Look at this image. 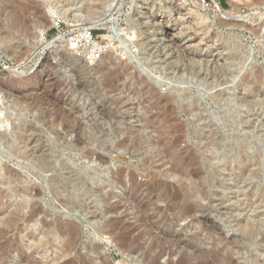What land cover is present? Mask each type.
<instances>
[{
  "label": "rangeland",
  "instance_id": "obj_1",
  "mask_svg": "<svg viewBox=\"0 0 264 264\" xmlns=\"http://www.w3.org/2000/svg\"><path fill=\"white\" fill-rule=\"evenodd\" d=\"M10 1L0 0V132L11 134L15 144L10 149L0 140V179L17 173L21 178L13 176L12 187L40 190L31 205L40 207L35 228L48 238L20 241L21 223L8 229L0 223V264H178L182 258L188 264H264V0H217L223 12L236 14L227 21L217 16L214 0H32L40 9L38 20L48 26L44 42L62 37L48 47L39 46L35 31L9 28ZM181 3L186 11L177 15L171 6ZM51 16L59 28L51 25ZM175 17L186 21L175 24ZM165 19L180 43L196 38L190 44L202 40V45L182 56L175 46L161 54L144 39L136 44L145 31L160 32L158 23ZM83 32L103 48L99 58L85 59L76 40L69 41ZM21 46L27 51L17 58ZM106 53L114 64L102 70ZM30 75L29 86L16 84ZM70 108H77L74 117L94 134L88 146L70 148L75 137L62 127L69 121L62 109ZM26 135L39 141L27 151ZM35 145L47 146L51 171H42L38 158L29 155ZM89 150L108 166L98 179L103 190L90 191L82 208L65 207L48 180L57 178L63 196H80L83 189H71L68 179L92 168L100 173L96 155H85ZM170 164L199 171L207 200L175 199L181 184L167 174ZM119 170L124 187H108ZM130 174L143 184L141 208L127 194ZM0 190L1 220L9 210L2 206L1 182ZM166 190L172 199H159ZM186 203L198 209L195 218L178 221ZM113 206L120 209L109 213ZM66 222L75 226L71 237L59 228Z\"/></svg>",
  "mask_w": 264,
  "mask_h": 264
},
{
  "label": "bare ground",
  "instance_id": "obj_2",
  "mask_svg": "<svg viewBox=\"0 0 264 264\" xmlns=\"http://www.w3.org/2000/svg\"><path fill=\"white\" fill-rule=\"evenodd\" d=\"M170 1V0H169ZM21 2V1H20ZM20 2H18V3H16V1L14 0V1H10V4H9V6H10V11H8V12H10V13H12L13 15L11 16L12 18H11V20H10V22H9V28L12 30V29H15V28H21V31H23V32H25V33H33L34 31H35V33L37 32L38 33V35L40 36V37H38L39 38V41L38 42H40V45L39 46H41V45H43L44 44V47L46 46V47H48V45H50V44H53L55 41H58V40H60V38H62V37H57V38H55L54 40H52V41H47V42H44V40H43V38H41V35H42V33H44V31L46 30V28L48 27V26H46V24H43L42 22H40L39 20H38V18L39 17H37V15H38V13H39V11L38 10H40L39 9V6L38 5H36L35 4V2H32V0L30 1V0H25V2L24 3H20ZM23 2V1H22ZM171 2V1H170ZM180 3V2H179ZM173 4H175L174 2H173ZM214 4H215V8H216V10H217V13H218V17L220 18H223V20H230V18L231 17H235L236 16V14L235 13H229V12H223V10L220 8V6H219V4H218V2H217V0H214ZM167 5H169L168 3H167ZM166 5V6H167ZM144 6V5H143ZM6 7V6H5ZM172 8L171 9H173V11H174V13L175 14H177V15H180V13L182 12V11H186L185 9H184V4H178V5H173V6H171ZM7 8V7H6ZM17 8H18V12H17ZM49 8V7H48ZM170 8V7H169ZM53 9V8H52ZM51 8L49 9L50 10V12H51V10H52ZM15 10H16V12L17 13H19L20 12V14H21V17H18V16H20V14H18V15H16L15 14ZM150 10V9H149ZM62 11V10H61ZM31 12L33 13V14H31ZM55 12V11H54ZM41 13V12H40ZM53 14V13H52ZM31 15H33L32 16V18H30V16ZM50 15V14H49ZM186 15V14H185ZM27 17V18H26ZM26 18V19H25ZM238 18V17H237ZM179 19V20H178ZM176 18L175 17V19L174 20H172V21H174V23L176 24L177 22H179V24L181 23L182 24V22H183V20H185V18ZM49 20V19H48ZM56 20L55 19H52V16H51V25H55L54 24V22H55ZM186 21V20H185ZM45 22V21H44ZM47 22H49V21H47ZM195 22V21H194ZM168 21H166V19H165V21L163 20V21H160L159 23H158V26L160 27V29H161V31L160 32H157V33H155V34H153L152 36H150V34H147L148 32L147 31H145L144 33V38L142 37V38H138V36H136L138 39H136L135 40V42H136V44L137 43H140L139 42V40L141 41L142 39H144L145 41H147L148 43H151V45L152 44H154V46L152 47V49L155 47V48H158V49H160L161 50V54L163 53V54H165V52L167 51V50H171L170 48H172V46H175L178 50H179V53L181 54H184L185 52L187 53V51H188V49H190V48H196V47H199L200 45H202V40H199V42H197L196 44H190L191 42H193V41H195L196 40V38H193V39H185V38H182V42L180 43V39H178V35H177V33L176 34H174V33H171L172 32V30L170 29V27H169V25H168ZM97 24V23H96ZM226 24V23H225ZM187 25V24H186ZM197 25V24H196ZM143 26V25H142ZM150 26V24L149 25H144V27H149ZM171 26V25H170ZM176 26V25H175ZM88 28V27H87ZM156 28V27H155ZM158 29V28H157ZM154 31H155V29H154ZM10 33V32H9ZM152 33H153V31H152ZM139 34V33H138ZM37 35V34H36ZM141 35V34H140ZM186 35V34H185ZM43 36V35H42ZM134 37V36H133ZM141 37V36H140ZM149 37L151 38V40H148L149 39ZM133 39H135V37L133 38ZM38 40V39H37ZM64 41V40H63ZM207 42V41H206ZM65 43V42H64ZM148 45V44H147ZM26 46V45H25ZM22 47V46H21ZM206 47V46H205ZM174 48V47H173ZM10 49V48H9ZM178 50H176V51H178ZM26 48L23 46L18 52H17V58L19 57H22L23 55H25L26 54ZM158 51V50H157ZM156 51V52H157ZM172 52H173V50H171ZM16 52V51H15ZM90 52H98V53H103V48H101V47H99L98 45H96V44H93L92 45V47L90 48ZM158 53H159V51H158ZM195 53V52H194ZM155 54V53H154ZM171 54V53H170ZM179 54V55H180ZM181 54V55H182ZM168 55V54H167ZM172 55V54H171ZM175 55V54H174ZM159 56V55H158ZM177 56V55H176ZM183 56V55H182ZM202 56V55H201ZM15 57V56H14ZM161 58H163V57H161ZM114 59V58H113ZM113 59H112V55L111 54H109V53H106V54H102V67H101V69L103 70H105V68H109V67H107V65H108V62H109V64H110V62H111V64H112V61H113ZM166 59H168V58H165L164 60L162 59V61L161 62H166ZM215 59H216V57H215ZM100 60V61H101ZM161 60V59H160ZM170 60V59H169ZM98 62V61H97ZM216 62V61H215ZM114 64V63H113ZM112 64V65H113ZM100 65V64H99ZM108 66H110V65H108ZM123 66H125V65H123ZM117 67V66H116ZM206 67V66H205ZM121 68V67H120ZM123 68H125V67H123ZM126 68H128V67H126ZM130 68V67H129ZM128 70V69H127ZM109 71V70H108ZM108 71H105L106 73L108 72ZM130 71V70H129ZM103 72V71H102ZM110 72H112V71H109L108 73H110ZM49 73V72H48ZM123 73H126V72H124L123 71ZM126 75V74H125ZM142 75V74H141ZM127 76V75H126ZM137 76V75H136ZM31 75L29 76V77H24V78H20V80L17 82L16 81V84L18 83L19 85H27V86H29L30 84H29V82H31L30 80H31ZM108 77V76H107ZM111 77V76H110ZM129 77H130V75H129ZM134 77V76H133ZM139 77V76H138ZM141 77V76H140ZM125 80V79H124ZM140 80H142V78L140 79ZM131 81H132V79H131ZM139 81V80H138ZM11 82V81H10ZM113 83V82H112ZM140 83V82H139ZM138 83V84H139ZM117 84V83H116ZM141 84V83H140ZM139 84V86H141ZM143 84H144V82H143ZM259 84V83H258ZM106 85V84H105ZM114 85V84H113ZM135 85V84H134ZM120 86V85H119ZM137 86V85H136ZM108 87V86H107ZM110 87V86H109ZM144 89H146V88H144ZM1 90V89H0ZM9 90V89H8ZM150 90V89H149ZM138 92V91H137ZM0 93H2V92H0ZM150 93V92H149ZM4 94H6L5 92L3 93V95ZM40 94V93H39ZM147 94V93H146ZM156 94V93H155ZM5 98H7V97H5ZM153 98H154V96H153ZM159 99V98H158ZM167 99V98H166ZM162 100V99H161ZM165 100V99H164ZM168 100V99H167ZM165 102H167V101H165ZM172 102V101H171ZM169 103V102H168ZM160 106V105H159ZM169 107H170V105H169ZM153 109H155V108H153ZM162 109V108H161ZM65 110V109H64ZM63 109H62V112L66 115V117L69 119V121H67V122H65L64 124H62L63 126V131H64V133L65 134H69V135H74V137H75V145H73V144H70V148H71V146H73V148H75L77 145H82V144H85L86 146H88V142H90V141H92L93 139H94V134L93 133H87V131H85V128H84V124L82 125V123L80 122V121H77V119L74 117V111H77V108H70V110H65L64 111ZM159 110V109H158ZM165 111H166V109H164ZM164 110H162V111H164ZM152 111H154V110H152ZM164 111V112H165ZM169 111H171V110H169ZM161 112V111H160ZM167 112V111H166ZM165 112V113H166ZM154 113V112H153ZM156 113H157V111H156ZM168 114V113H167ZM171 114L172 113H170V116H169V114H168V116L169 117H171ZM60 115V114H59ZM152 115V114H151ZM165 115V114H164ZM155 116H156V114L154 115V117L153 118H155ZM151 117V116H150ZM161 117V116H160ZM152 118V119H153ZM163 118V117H162ZM165 118V117H164ZM157 119V118H156ZM160 119L161 118H159V121H160ZM166 119H167V117H166ZM168 119H170V118H168ZM79 120V119H78ZM140 120V119H139ZM147 120V119H146ZM150 120V119H149ZM66 121V120H65ZM151 121V120H150ZM164 121V120H163ZM174 121V120H173ZM161 122V121H160ZM166 122H168V121H166ZM166 122H164V124L166 123ZM145 123V122H144ZM151 123H153V122H150V126L152 127V125H151ZM159 123V122H158ZM158 123H156V125L158 124ZM155 124V123H154ZM153 124V125H154ZM160 124V123H159ZM168 125H169V123H167ZM155 125V126H156ZM161 125H163V124H161ZM161 125H159V127L161 126ZM145 126H147L146 124H145ZM166 126V125H165ZM148 128V127H147ZM153 128V127H152ZM145 129V128H144ZM151 129V128H150ZM163 129V128H162ZM183 130V129H182ZM157 132H159V130L157 131ZM164 132V131H163ZM168 132V131H167ZM164 133H166V132H164ZM170 134V133H169ZM168 134V135H169ZM143 136V135H142ZM140 137V136H139ZM15 138V137H14ZM141 138V137H140ZM161 138V137H160ZM164 137H162V139H163ZM19 139H20V137H19ZM65 139V138H64ZM139 139V138H138ZM218 139V138H217ZM0 140L3 142V143H5V144H7V145H9V147L10 146H14V144H15V142H14V140H13V136L11 135V134H4V132H0ZM66 140V139H65ZM22 141H23V144H24V149L23 150H25V151H27V148L30 146V145H32L33 143L35 144V143H37V141H38V139L35 137H33V138H31V135H29V136H25V137H23V139H22ZM138 141V140H137ZM158 141V140H157ZM39 142V141H38ZM161 142H164V141H160V143ZM167 142V141H166ZM175 141H173V143H174ZM180 142V141H179ZM134 143V142H133ZM136 143V142H135ZM155 143V142H154ZM160 143H159V145H160ZM38 144V143H37ZM156 144V143H155ZM162 144V143H161ZM169 144V143H168ZM126 145V144H125ZM149 146V145H148ZM157 146V145H156ZM155 146V147H156ZM162 146H164V145H162ZM171 146H172V143H171ZM207 146V145H206ZM8 147V148H9ZM159 147V146H158ZM157 147V148H158ZM165 147H166V145H165ZM44 148H47V146L46 147H42V146H39V145H35V146H33L30 150H29V155L30 156H35V158H38V164H39V167H40V169L42 170V171H51L52 170V165H53V163H51L50 161H46V159L48 160V159H50V158H52V155L50 154V152H48V150H45ZM52 148V147H51ZM129 148V147H128ZM10 149H12L11 147H10ZM16 150H18L17 148H15ZM170 149V148H169ZM168 149V150H169ZM156 150V149H155ZM165 150V149H164ZM15 151V150H14ZM21 151V150H20ZM51 151V150H50ZM171 151H172V148H171ZM188 151H190V150H188ZM24 152V151H23ZM157 152H159V151H157ZM164 152V151H163ZM167 152H169V151H167ZM181 152V151H180ZM183 152H185V151H183ZM190 152H192V151H190ZM189 152V154H192V153H194V152H192V153H190ZM26 153H28V152H26ZM171 153V152H170ZM174 153V152H173ZM18 154H20V153H18ZM22 154H25V153H22ZM146 154V153H145ZM155 154V153H154ZM160 154V153H159ZM163 154V153H162ZM166 154V151H165V153H164V155ZM85 155H86V157H89V156H93V155H96V157H97V159L99 160V164L100 165H98L97 164V167H99L100 166V173H97L96 172V170L97 169H95V168H92L91 170H86V172H85V174L83 175H80V174H76L75 175V179H73V180H70V179H68V181H70L69 182V185L71 186V189H74V190H80L81 191V189H83V192H82V194L79 196V194H78V192H77V195L76 194H74L75 196H71V198L69 197V196H63L62 194L65 192V190H62L61 188H58L57 187V184H58V180H56V179H53L52 177L48 180V183H49V185H50V191L51 192H53V193H55L56 195L58 194L59 195V197H60V203L61 204H63L65 207H67V206H69V204H71L74 208H77V209H79L82 205H83V201H82V199L83 198H87L86 196H89L90 195V191H94L95 193H97V192H100L101 190H103L102 189V184L100 185L98 182V179L100 178V176H102V175H100V174H103V172L105 171V169L103 170L102 169V167L104 166V165H106V164H104L103 166H102V163H104V158L102 157V156H99V155H97L96 153H95V151H92V150H89V151H86L85 152ZM167 155L168 154H166V157H167ZM179 155V154H178ZM186 155H188V153H186ZM54 156V155H53ZM170 156V155H169ZM176 156H177V154H176ZM181 157V156H180ZM179 157V160L183 157V155H182V157L180 158ZM216 157V156H215ZM31 158V157H30ZM92 158V157H91ZM151 158V157H150ZM178 158V157H177ZM184 158V157H183ZM188 158V157H187ZM194 158V157H193ZM172 159V158H171ZM198 159V158H197ZM196 159V160H197ZM182 161H183V159H181ZM185 160V159H184ZM188 160V159H187ZM190 160V159H189ZM194 160V159H193ZM35 161H36V159H35ZM160 161V160H159ZM175 161V160H174ZM182 161H180L181 163H182ZM192 161V160H191ZM175 162H177V161H175ZM193 163V162H192ZM197 163V161L193 164V166L195 165ZM203 163V162H202ZM180 164V163H179ZM184 163H182L181 165H183ZM190 164V163H189ZM198 164V163H197ZM171 165V164H170ZM199 165V164H198ZM172 166V165H171ZM176 166H177V163H176ZM176 166H172L169 170H168V175L169 176H171L172 177V179L173 180H175V181H177V182H179L180 184H181V189L180 190H178L177 192H176V194H174L173 196L175 197V199L176 198H178V200H184V199H188V198H190V197H195V199L197 200V199H199V200H204V199H206L207 198V196H206V190H205V183L198 177V175H199V171H195L194 173L193 172H186V171H184L185 169L183 168H181V166H180V168L178 167V168H176ZM197 166V165H196ZM202 166V165H201ZM105 167V166H104ZM106 167H108L107 165H106ZM185 167V166H184ZM187 167V166H186ZM190 167H192V164H191V166ZM227 167V166H226ZM0 169H1V171H2V169L3 168H1L0 167ZM99 169V168H98ZM121 169V168H120ZM188 168H186V170H187ZM191 169V168H190ZM198 169H200L199 167H198ZM197 168H196V170H198ZM206 169V168H205ZM204 169V170H205ZM85 170V169H84ZM103 170V171H102ZM189 170V169H188ZM4 171V170H3ZM192 171H194V170H192ZM206 171V170H205ZM109 173H110V171H109ZM124 173V171H120L119 170V172H117V173H115L116 175H115V180H114V177H113V182H109V185H108V187H110V188H112L111 187V185H120V186H122V188L124 187L123 186V180H122V174ZM71 174V173H70ZM112 174V173H111ZM203 174V173H202ZM2 175H4V173L2 174ZM104 175V174H103ZM219 175V174H218ZM5 176V175H4ZM13 176H17V178L19 179V177H20V175L19 174H12L11 172H7L6 173V176L5 177H3V179L1 178L0 179V182L1 183H3V184H5V186H6V191H4V199H5V203L2 205L3 206V208L5 209H7V210H9V211H7V213H4L5 215L3 216L2 215V219L0 220L1 222V224L4 226V228H6V229H8V228H13L14 226H17V223H21L22 224V228H19V229H17L18 227H16V231H17V234H16V239L18 238L20 241H22L23 239H25V238H27V239H29V240H35V239H37L38 238V236H42L43 238H48V235H46V234H48V232H39L38 231V229L37 228H35L36 227V225H37V217H38V214L41 212V209H40V207H38L37 205H35V203L33 204V205H31V201L35 198V197H37L38 195H40V190H38V189H35L34 190V194H32V190L31 189H28V188H24V189H21V188H18V187H12L11 186V180H12V177ZM201 176V175H200ZM220 176V175H219ZM2 177V176H1ZM170 177V178H171ZM198 177V178H197ZM21 178V177H20ZM110 178H111V176H110ZM203 178V177H202ZM108 179V178H107ZM130 179H131V185L129 186L130 187V189L128 190V197L130 198V203L135 207V208H141L142 207V200H141V196H139L138 194V191L140 190V188H141V186L143 185H138V184H136L135 182H134V180H133V176L130 174ZM17 180V179H16ZM106 180V179H105ZM108 180H110V179H108ZM112 180V179H111ZM172 180V181H173ZM90 182V183H89ZM208 182V181H207ZM207 182H206V184H207ZM90 185H93L94 186V188H90L89 187V184ZM105 184V183H104ZM104 184H103V186H104ZM107 184V183H106ZM80 186V187H79ZM148 186V185H147ZM2 187V186H1ZM115 187V186H114ZM117 187V186H116ZM144 187V186H143ZM67 188V187H66ZM165 188V187H164ZM65 189V188H64ZM69 189V188H68ZM149 189H150V187H149ZM4 190V189H3ZM126 190V189H125ZM151 190V189H150ZM169 190V189H168ZM147 191H148V188H147ZM152 191V190H151ZM150 191V192H151ZM170 191V190H169ZM2 191L0 190V193H1ZM124 192V191H123ZM155 192V191H154ZM3 193V192H2ZM93 193V192H92ZM122 193V192H121ZM153 192H151L150 194H152ZM149 194V195H150ZM155 195V194H154ZM157 195V194H156ZM208 195V194H207ZM3 196V195H2ZM124 196V195H123ZM126 196V195H125ZM148 196V195H147ZM78 197V199L76 200L75 198H77ZM91 197V196H90ZM121 197V196H120ZM160 197H161V199H167V197H170L171 198V194H169V192H167V190H166V192H164V193H162V194H160L159 195V199H160ZM89 198V197H88ZM122 198V197H121ZM149 198V197H148ZM172 199V198H171ZM191 199V198H190ZM119 200L121 201V199L119 198ZM207 200V199H206ZM205 200V201H206ZM88 201V200H87ZM119 201V202H120ZM144 201V200H143ZM164 201V200H163ZM3 202V201H2ZM147 203H148V201H146ZM174 202V201H173ZM118 203V202H117ZM123 203V202H122ZM176 203V202H175ZM184 203V202H183ZM1 204V203H0ZM89 204V203H88ZM120 205V204H119ZM150 205V204H149ZM167 205H169V204H167ZM174 205H176V204H174ZM183 205V204H182ZM178 206V205H177ZM1 207V206H0ZM2 208V207H1ZM82 208V207H81ZM108 208V211H109V213H112L113 211H115L116 210V208H117V206H113V207H107ZM119 208V207H118ZM117 208V209H118ZM133 208V207H132ZM175 208H177L176 206L173 208L172 207V209H175ZM120 209V208H119ZM178 209V208H177ZM3 210V209H2ZM1 210V211H2ZM160 210V209H159ZM197 208H196V206H194L193 204H188V203H186V204H184V206L183 207H179V214H178V216H177V220L178 219H180V218H182V217H185V216H190V217H193V218H195V215H196V213H197ZM75 211V210H74ZM117 211V210H116ZM5 212V211H4ZM2 213V212H1ZM95 213V212H94ZM108 213V212H107ZM139 213V212H138ZM178 213V212H177ZM3 214V213H2ZM163 214V213H162ZM93 215H96V214H93ZM166 216V215H165ZM167 220V219H166ZM179 221V220H178ZM177 221V222H178ZM181 221V220H180ZM194 221V220H193ZM67 223V222H66ZM65 223V224H66ZM169 223V222H168ZM25 224V225H24ZM30 224H32V225H30ZM109 224V223H108ZM115 224V223H114ZM113 224V225H114ZM118 224V223H117ZM121 224V223H120ZM51 225V224H50ZM59 226V225H58ZM112 226V225H111ZM116 226V224L114 225V227ZM75 227V226H74ZM74 227L72 226V225H70V224H66V225H61V226H59V228H60V230H61V232L62 233H66V234H68L69 235V237H71L70 235H72L73 233H74V231H75V229H74ZM47 229H48V227H47ZM116 229V228H115ZM130 229V228H129ZM50 230V229H49ZM59 230V231H60ZM111 230H113V228L111 229ZM125 230V229H124ZM76 231H77V229H76ZM114 231V230H113ZM112 231V232H113ZM127 232H129V231H127ZM76 233V232H75ZM124 234V233H123ZM122 234V235H123ZM44 235V236H43ZM53 233H51V237L52 238H54L53 237ZM125 235V234H124ZM74 236V235H73ZM50 237V236H49ZM68 237V238H69ZM123 237V236H122ZM123 239V238H122ZM38 240V242H42V239H37ZM55 240V239H54ZM71 240H72V238H71ZM71 240H68V242L69 241H71ZM67 242V244H71L70 242L68 243ZM173 242V241H172ZM67 244H66V246H67ZM124 244V243H123ZM69 245H68V247H69ZM67 247V249H68V251H69V248ZM70 249H71V247H70ZM181 251V250H180ZM162 254V253H161ZM179 254H181V253H179ZM178 253H177V255H179ZM187 258V257H186ZM144 259V258H143ZM154 259V258H153ZM24 260V259H23ZM22 260V261H23ZM153 263V262H152ZM156 264V263H155ZM178 264H188L187 263V261H186V259L185 258H182L179 262H178Z\"/></svg>",
  "mask_w": 264,
  "mask_h": 264
},
{
  "label": "built area",
  "instance_id": "obj_3",
  "mask_svg": "<svg viewBox=\"0 0 264 264\" xmlns=\"http://www.w3.org/2000/svg\"><path fill=\"white\" fill-rule=\"evenodd\" d=\"M56 28H59L60 23L57 21L55 24ZM76 40L75 43L77 42L78 47H80V51L83 55H85V59L87 60H95L96 58H99L100 53L98 52H86L87 48L93 44L95 41L93 40V37L90 32H83L81 35L75 37V39H70L69 41ZM96 43V42H95ZM76 48V49H77Z\"/></svg>",
  "mask_w": 264,
  "mask_h": 264
}]
</instances>
